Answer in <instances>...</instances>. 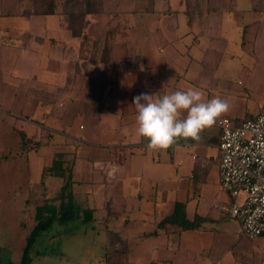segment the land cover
Instances as JSON below:
<instances>
[{
  "label": "crops",
  "instance_id": "1",
  "mask_svg": "<svg viewBox=\"0 0 264 264\" xmlns=\"http://www.w3.org/2000/svg\"><path fill=\"white\" fill-rule=\"evenodd\" d=\"M23 1L0 0V176L9 170L10 178L3 191L18 192L16 183L20 178L24 181L26 197L19 207L20 215L24 207L26 211L31 209L26 206L29 200L37 204L35 210L54 201L66 179L46 174V169L61 154L64 168L71 172L75 205L91 216L90 221L82 215L75 220L87 223L86 231L93 227L104 236L101 251L90 252L92 258L100 264H131L130 253L142 245L143 251L152 256L144 264L201 263L196 256L213 252L207 248L214 247L213 240L223 232L220 225L228 239L235 235L229 223H220L228 212L219 207L230 206L232 199L228 195L229 200L215 202L203 212L191 182L195 178L206 182L216 172L220 184L218 123L222 118L247 119L264 110L263 100L255 102L258 110L254 111L248 105L247 92L232 89L229 77L219 80L205 69L211 64H232L237 58L229 47L234 30L238 31L242 58L261 61L264 13H255L250 0L247 11H238V3V13L212 12L199 17L178 10L175 3L169 7V1L165 5L176 12L158 8L161 12L153 9L140 13L144 12L143 0H113L117 11L114 16L121 22L111 34L107 32L112 35L107 39L109 64H102L101 58L82 56V39L73 35L66 14L29 15L23 10ZM103 1L99 15L101 21H107L111 15L105 8L110 0ZM159 5L165 6L160 1ZM95 16L90 17V35ZM151 16L159 19L157 34L170 35L163 64L149 60L139 46L141 36L156 32L147 33ZM37 18H43L44 23L38 24ZM141 27L144 32H137ZM122 29L128 34L124 35ZM105 42L102 45L100 40L103 48ZM247 43L253 45L249 48L251 55L244 49ZM193 85L204 98L208 95L207 99L219 96L227 100L230 110L202 133L198 144L181 140L167 151L149 150L147 139L136 133L134 97L147 94L155 98ZM234 110L243 112L244 117L232 116ZM49 133L53 137L46 138ZM18 134L35 146L25 149L24 167L18 157L25 139L17 141ZM31 195L36 199L32 201ZM241 230L240 224L238 233ZM24 236L22 256L29 235ZM240 245L241 240L233 238L232 250H224L215 259L213 255L206 264L244 263ZM37 252L35 258L39 260L51 255L49 251ZM177 254L182 258L174 261ZM32 261L33 257L30 264Z\"/></svg>",
  "mask_w": 264,
  "mask_h": 264
},
{
  "label": "rangeland",
  "instance_id": "2",
  "mask_svg": "<svg viewBox=\"0 0 264 264\" xmlns=\"http://www.w3.org/2000/svg\"><path fill=\"white\" fill-rule=\"evenodd\" d=\"M65 0H57L58 3V12L62 15L63 14V6H64ZM145 1L143 7L144 12L140 13H149L148 11L156 9V11H159L158 8L161 10H164L169 13H174L176 10H170L169 7H174L176 4V7L179 8L178 10L183 11L188 14V12L192 15H195V17H199L198 15H203L206 13H212V12H219V13H229V12H235V7L239 3V10L238 11H247V9H250V5L248 0H143ZM162 2V5L169 4L167 7L165 6H158V3ZM104 2V1H103ZM244 2H247L244 4ZM251 2V0H250ZM179 3V5L177 4ZM252 4V2H251ZM33 0H24L23 1V10L25 9V12L29 15L35 14V8L33 7ZM104 5V4H103ZM102 5V10L103 6ZM115 4L113 0H110L109 7H106L107 11L105 12L107 15H111L110 17H107V21H101V15L99 13L95 14L96 22L93 26H91V35H95L97 38L102 40V45L105 40L108 38H112V35H110L112 30L118 25H120V22L117 20L119 19L118 14L116 15L118 18L114 16L117 11H115ZM252 8V6H251ZM252 11V10H251ZM114 12V13H113ZM161 12V11H159ZM179 12V11H178ZM31 13V14H30ZM182 13V12H181ZM238 13V12H235ZM255 13H261V12H255ZM257 18L259 14H256ZM148 19L151 20V24L149 25V28L147 29V33L154 30V34H144L140 38V44L142 50L147 52L148 59H155V62L158 61V64H163V54L165 50L167 49V43L166 38L170 37V35H165L163 32L157 34L158 30L156 26L159 23V19L155 18L153 16L149 17ZM98 20V21H97ZM187 20L186 17H184V22ZM43 18H37L36 22L38 24H43L44 22ZM137 22V21H136ZM182 21V23H184ZM227 23V19L225 20ZM70 23V22H69ZM117 24V25H116ZM126 27L128 28L129 24L128 22H125ZM67 26L69 24L66 23ZM227 25V24H226ZM71 26V25H70ZM122 26H124V22H122ZM262 28H264V25L262 24ZM251 30H254V26L251 28ZM110 31V34H108ZM122 33L124 35L128 34L127 30L122 29ZM125 31V32H124ZM137 32L143 33V28H137ZM108 32V33H107ZM169 34V32H166ZM172 33V32H171ZM257 35H259L257 33ZM250 36V35H249ZM238 38V31L234 30L232 31L231 36V42H230V50L236 54L237 58L232 59V64H211L210 67H207L205 69L206 72L210 73L212 76L218 77L219 80L224 79V77H229L231 81V88L240 90V92H247V102L250 108H252L254 111L258 110V105L255 104L259 101H264V56L262 57L261 61L255 62L254 57H246L242 58L244 56V52L242 50V47L237 42ZM29 39V38H28ZM258 43L260 40V37H257ZM100 45L99 50L96 52V57L98 59L101 58L102 55V48L103 46ZM253 47L247 43V46H245V50L247 53L250 54L251 50L249 48ZM248 48V49H247ZM167 53V51H166ZM168 54V58L170 53ZM251 55V54H250ZM171 56V55H170ZM72 60V58L70 57ZM169 61V60H168ZM227 62V61H226ZM228 78V79H229ZM225 82V81H224ZM193 89H198L196 85H193ZM206 100L208 98V95H205ZM241 109V108H239ZM252 111V112H254ZM234 114L232 116H238V117H244L243 112L240 110H234ZM231 115V114H230ZM53 137L51 133L46 136L47 137ZM17 141H22L21 136L18 134L16 135ZM60 140L64 141V139L60 138ZM20 143V144H21ZM25 146L21 149L22 155L20 156L19 153V160L23 161L25 166L26 162L24 161L25 154L24 152L28 151L25 149H34V145L30 144L29 140H24ZM19 149V145H18ZM24 150V151H23ZM30 151V150H29ZM72 153V152H71ZM24 154V155H23ZM20 167V166H19ZM22 170V168H21ZM9 172V170L7 171ZM3 173L0 176V264H20L22 260V251L25 246V234L26 236L29 235V233L32 231V227L34 225L33 216L35 215V203H30L27 201L28 207H31L29 211H26V207H24V214L20 215V206L21 203L25 201V192L23 188L24 181L20 178L19 181L16 183V188H18V192L16 191H3V188L8 186L10 178H7L9 173ZM24 172V169H23ZM20 173V169H18V174ZM25 174V173H24ZM20 175V174H19ZM18 180V179H17ZM192 186L195 187L196 193V202H199L200 210L205 212L208 210L213 203L217 202H223L225 198L230 199L228 194L221 188L217 174L216 172L211 173L209 178L206 180V182H199L197 178L192 180ZM6 185V186H5ZM204 185V186H203ZM34 188V187H33ZM35 189V188H34ZM33 189V190H34ZM26 190V189H25ZM32 190V192H33ZM21 195V196H20ZM57 197V196H56ZM30 199L33 201L34 196L31 195ZM40 203V202H39ZM38 203V204H39ZM31 204L34 205L30 206ZM25 205V203L23 204ZM20 207V208H19ZM202 208V209H201ZM20 220H19V219ZM18 220V222H17ZM34 221V222H33ZM16 222L18 226L16 225ZM20 222V226H19ZM226 223L233 227L234 236L228 239V236L226 234V230L222 229L220 225V230L223 232H220L222 235L220 236V233L216 238L213 240L214 247H208L207 251L212 253H201L200 255L196 256L198 260H201V263L197 264H206L208 262V259H212L214 255V259L216 256H220V254L224 250H232L233 247V238L236 240V238H239L241 240V256L240 258L244 263L241 264H264V247L262 244L261 238H255L254 241H249L243 233L242 230L237 231L239 228V221L235 218H233L230 213L226 214V217L221 219L220 223ZM32 224V225H31ZM86 224L83 221H77L75 219L65 221L63 223H54L52 224L49 229L43 231L40 233V235L36 238L32 250H31V258L33 257V261L31 264H100L99 261L92 258L93 256L90 255V252L96 251L100 252L101 247L100 244L103 242L102 239H104L103 234L99 233L97 230H93V227L90 228V230L86 231ZM242 233V234H241ZM21 235V236H20ZM233 235V234H232ZM74 238V239H73ZM69 239V241H67ZM73 239L74 241H72ZM141 248L140 250H134L130 253V258L132 263L135 264V261H140L137 264L146 262V258L152 257L151 254H149L146 251H143L144 248L142 245L139 246ZM212 249V250H211ZM37 251L45 252L49 251L51 252V255H48L46 259L39 260V257L37 259L35 256L37 255ZM143 251V252H142ZM141 252V253H140ZM178 258H182L177 254L176 258L173 257L174 261H178Z\"/></svg>",
  "mask_w": 264,
  "mask_h": 264
},
{
  "label": "built area",
  "instance_id": "3",
  "mask_svg": "<svg viewBox=\"0 0 264 264\" xmlns=\"http://www.w3.org/2000/svg\"><path fill=\"white\" fill-rule=\"evenodd\" d=\"M218 125L220 184L232 199L219 209L240 222L246 238L264 244V110L247 119L224 117Z\"/></svg>",
  "mask_w": 264,
  "mask_h": 264
},
{
  "label": "clouds",
  "instance_id": "4",
  "mask_svg": "<svg viewBox=\"0 0 264 264\" xmlns=\"http://www.w3.org/2000/svg\"><path fill=\"white\" fill-rule=\"evenodd\" d=\"M133 104L136 133L147 139V148L153 151H167L181 140L198 144L202 133L230 110L227 100L219 96L206 100L200 90L193 88L155 98L141 94L134 97Z\"/></svg>",
  "mask_w": 264,
  "mask_h": 264
},
{
  "label": "trees",
  "instance_id": "5",
  "mask_svg": "<svg viewBox=\"0 0 264 264\" xmlns=\"http://www.w3.org/2000/svg\"><path fill=\"white\" fill-rule=\"evenodd\" d=\"M252 10L264 13V0H251ZM33 7L36 15H53L58 11L57 0H33ZM103 0H65L63 6V14L69 17L70 29L74 36L82 39V56L96 57V52L100 47V39L92 38L88 32L91 19L90 17L97 13H102ZM104 48H102L101 63L109 64L110 47L109 42L105 40ZM25 139V136L22 135ZM62 155H56L51 167L46 169V174L62 177L66 179L61 192L54 201H47L43 205L38 206L35 210L36 224L27 238V244L23 252L20 264H30L31 250L36 238L43 231L49 229L54 223H63L77 217H82L86 221H90V213L82 211L80 207L75 205L71 188V172L65 169L62 164ZM56 202L59 204L56 205Z\"/></svg>",
  "mask_w": 264,
  "mask_h": 264
}]
</instances>
